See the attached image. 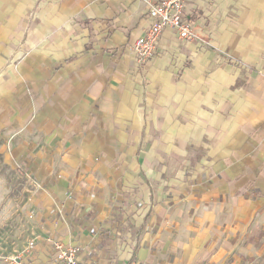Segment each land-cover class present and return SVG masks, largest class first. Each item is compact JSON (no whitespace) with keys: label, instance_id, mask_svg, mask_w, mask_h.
Returning a JSON list of instances; mask_svg holds the SVG:
<instances>
[{"label":"crops","instance_id":"1","mask_svg":"<svg viewBox=\"0 0 264 264\" xmlns=\"http://www.w3.org/2000/svg\"><path fill=\"white\" fill-rule=\"evenodd\" d=\"M147 0H0V136L83 264H264V0H190L137 65ZM1 264V263H0Z\"/></svg>","mask_w":264,"mask_h":264},{"label":"rangeland","instance_id":"2","mask_svg":"<svg viewBox=\"0 0 264 264\" xmlns=\"http://www.w3.org/2000/svg\"><path fill=\"white\" fill-rule=\"evenodd\" d=\"M8 153V143L0 136V249L3 258H26L36 251L41 216L32 186Z\"/></svg>","mask_w":264,"mask_h":264},{"label":"built area","instance_id":"3","mask_svg":"<svg viewBox=\"0 0 264 264\" xmlns=\"http://www.w3.org/2000/svg\"><path fill=\"white\" fill-rule=\"evenodd\" d=\"M190 0H147L149 10L144 35L134 41L130 52L137 65L146 67L159 56L160 40L165 33L174 34L185 45L195 42L193 23L187 17V5ZM56 257L52 264H83L77 259L75 249H65L55 243ZM0 262L5 264H37L34 261L10 256L3 258L0 249Z\"/></svg>","mask_w":264,"mask_h":264}]
</instances>
